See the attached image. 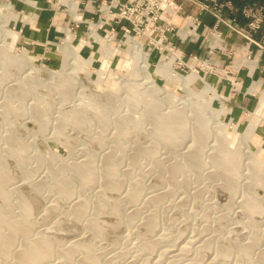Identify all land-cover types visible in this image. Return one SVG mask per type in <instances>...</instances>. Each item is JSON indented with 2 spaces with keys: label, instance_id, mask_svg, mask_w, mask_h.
Here are the masks:
<instances>
[{
  "label": "rangeland",
  "instance_id": "374dc122",
  "mask_svg": "<svg viewBox=\"0 0 264 264\" xmlns=\"http://www.w3.org/2000/svg\"><path fill=\"white\" fill-rule=\"evenodd\" d=\"M33 1L35 2L34 5L29 3L28 0H11V3H12V7H11V6L7 5V0H0V28L4 27L5 30H7V31L10 30L12 32H17V38H16L17 40L14 44V48H12L10 50L11 53L9 52V54L11 56L20 55L22 52H24V50H26L25 53L29 55L28 65H27L28 67H24V69H23V66L18 67L17 66L18 64L16 65V62L13 60L11 63L10 62L11 59L6 60V64H5V62H3V64L5 65L4 66L2 64L1 59H0V74L5 76V78L3 76L2 81L0 80V82H1L0 83V91L1 90L4 91V93H2V91L0 92V102H1L0 103V126L2 127L1 128L2 132L0 131V134L7 135L6 133L11 132V133H14L17 135L19 132L21 134H18L17 136H19V135L24 136L23 138H21L22 136L21 137L19 136L21 139L25 140V138H27L26 141H28V139L30 140L29 141V144H30L29 148L31 147L32 149L31 148H30V150L28 149L27 154H29L28 156L33 157L32 159H34V160H31V158H30V159H28L29 160L28 161L26 159V161H28V163L25 161V164L27 166L30 164L28 166L29 168L32 166L31 168L33 170L30 168L33 171V173L31 175H33V176L35 175V177H33L31 179V178H29L31 176L29 174H27V177H26L27 166H25V164L22 166V164H21V168H20V164L17 163L16 158L8 155L5 149L2 150V147H4V148L6 147V142H4V141H0V151L1 150L3 151V152L1 151L0 154L3 153L1 155H4V156L7 155V158H8L7 161H9V162H7V164L9 165L10 170L12 169L11 173L13 174V178H12L13 181L11 180V182H13V183H10L9 187H11V186L12 187H18V188L20 187L19 189L15 188L16 191H14V189H13L14 196L16 194L15 198L18 196H22V194L24 196V194H25L26 197L25 196L24 197L27 198L28 201H30L31 205H33L32 206L33 207L32 210L34 211L33 213L36 212L35 214H33V217L35 216L33 218L34 219V225H35V226H33L34 231L35 232L36 231L41 232L42 229H46L42 232L45 233L46 236L50 235L49 237L56 239L57 242L65 241V243H68V241L74 240L76 238L82 239L83 241H85L89 245H92L93 249L95 251L98 250L100 252V254L105 252V253L101 254V255H103V256H101L99 254V252L96 251V253L98 252L97 254H99L98 256H101V258L103 260L102 264H117V263L118 264H128V263L130 264V262H132L133 259H135L134 256H136V254L139 252V251L138 252L134 251L137 241L140 240V238H142V237H145V238L146 237L152 238V236L158 237L159 233H161V235H159V236H162V235L165 236L164 239H166L167 242H162L161 246H158L159 249H157L158 251L156 252L155 255H153V257L150 255L148 256L146 254V255L142 256L141 258H138L139 259L138 261L134 260L135 264H154V263L155 264H171L170 263L171 261H168V260H171L170 257L163 256L166 259L161 260V258H163V257H161V255L159 257L161 250L166 249L168 247H172V246L177 248V250H179L181 245H184V242L186 240L187 241L185 243L189 244V249L186 252H184L186 254H182V257H181V255H179L177 257V259L178 258L179 259H178V262L176 261L177 259L175 260L176 261L175 264H183L185 262H188L195 255H197V252L194 251V250H196V248H194L195 247L194 244L192 243L194 247L191 246V241H195V239L200 238L199 237L200 234H201V237H203V238L206 237L207 238L206 241L208 242V243L206 242L205 248L200 249V251L197 250V251H199L198 252L199 256L203 260L202 264H205L203 262H206L208 259H211L214 256H216V254H217V253H215L216 247L229 248V247L233 246L235 249L240 245L247 244L248 242H250V240L253 239L252 236L255 235V237L258 238L257 239L258 241L256 243L255 249L253 247L254 250H252L253 251L252 254H253V259L256 262H258V259L264 255V211L262 214L256 213V214L252 215L247 210L246 211L243 210L242 205H241L242 202H240V201H243L245 199V197L248 196L249 194H251V192L253 191V189L250 185L251 180L249 178V176H250L249 175L250 174L249 169L247 166H245L243 169L244 176L242 177V179L238 183V186L236 187L239 190L235 191L237 193V195L232 194V192H229L230 189L228 191V189L221 186V185H223L222 178L218 177L219 176L218 174H216V177H215V175L213 177L211 175V174H213V172L215 174L218 171V169L215 166H213L214 163H212V159H210V156L214 152L213 145L216 144L214 142V140L212 142H210L211 144H210L209 148H207L204 159H206V161H208V162L204 163L203 167L205 169L202 170L203 172L201 171L202 173H200L198 175V177L193 176L189 169L182 170L183 172H181V174H178V177H179V178L177 177L178 180H181V179L184 180L183 178L190 176V183L187 185V187L186 186L185 187L178 186L175 190V194H172L171 196L167 195L168 197L167 198L165 197L167 200L164 198V200H162L163 202L161 201L162 203L160 202L159 204H157L155 206H153L152 204L151 205L144 204L143 199H141V201L139 200V202H137V208H140V209L144 208L145 209V210L142 209V211L137 212L136 220L138 221V223H140L139 225L135 221L137 224L134 223L132 225V228H131L130 227L131 225L129 226V224L124 223L125 221L122 220L123 218L120 217L118 219V216L116 214H114V212L110 213L112 211H111V209H109L110 211L109 210L104 211L106 214L102 213L103 215L102 214H101L102 216L100 215L101 216L100 217L101 222L103 220V222H102L103 225L106 224L105 230L102 234L103 236L101 235L100 237H92L90 235V233H89L90 230L88 231V228L86 226H84L85 218L87 216L81 218L80 220H82V221L79 222V219L75 217L74 213L71 212L72 210H70V208L68 207V206H70L68 203V200L67 199L65 200V198L64 199L62 198L63 200L61 198H59V197H62V195L59 196L58 195L59 193L55 194L56 189L54 187L52 190L54 179H56V177H54V176H56L57 174L54 176L49 175V169L51 166L54 167V166H58L59 164H61V160H63V157L65 158V156H66V158H68V160L65 159L66 163H68L71 160L73 161L74 159H77V158L79 159L80 157L86 158L87 156H90V155L95 156L96 162L98 160L97 163H99V164L102 163L101 165H103L102 161L105 160V158L103 156L105 154L104 152H107L109 150L111 152H113V151L115 152V149H116L117 155H116V153H114V152L113 153L115 154V156H117V159H116V157H115V159L119 160V161H117L119 163V168L122 165V167L119 170V174H120L119 177L122 178L123 180H125V183L123 185V186H125V187H123L124 191L122 189L118 192L115 190L114 191L110 190V189L102 190L101 185L103 184V182H94V185L92 183L90 186H88L86 188L87 190L85 189V192L87 194L92 193V195L89 194L91 197V203L95 204L94 201H97L96 199H94L95 196H96V198H101L102 200H104V199L110 200L111 199L110 200L111 202L118 200L119 197L121 198L122 195L124 196L125 191L127 193V190L129 188V184L131 182H133L132 180L135 181L136 178L137 179H143L144 178V180H145L144 186L145 187H144L143 191L145 190V193H146L145 195L148 196V195H151V193H157V192L165 191L169 187L167 175L169 176L170 172H162L161 173L160 171H158L156 169V164H157L156 161L159 163V160H162L163 163L167 166L169 164H171V165H169L170 167L174 166V164L176 165L177 162L179 165H181L182 162L185 163L186 161H188V159L186 157L188 151H186V150H189V148L187 146L193 144L194 135H190L191 139L188 136L187 138L189 140L186 139V141L183 144H181L180 147H178L176 149L173 147L170 148L171 146L163 145L164 146L163 147L161 145L160 150H159L160 152L157 153L158 155L156 154L154 157H150V159H149V157H146V156H143L141 159L140 158L141 156H139V160H137L138 163L137 162L134 164L131 163L132 162V161H130V160H132L130 157L131 154H129L128 152L131 153L133 148L135 150L137 148V146L140 147V145H141V147H145V145L149 146V144H153L152 142L155 141L154 132L152 131L154 122H153V119H151L153 117V115H152L153 113L150 112L149 106H147V104H148L149 100H152L155 97L160 98V100L162 101V105H161V108L159 111L162 114H164L166 112V110H168L170 108V104L167 103L168 102V98L166 97L167 96L166 95L167 90L163 91L161 93H158V94H155V93L152 94L151 93L150 95H148L149 93L148 94L145 93V91L148 90L149 88H145V86L142 83H140L141 82V80H140L141 76H139L138 74H135L133 72L132 66L134 64L132 63V61H129L127 56H126V50L128 48V45L125 43L126 36H124V33H123V31H121L120 28L117 29L116 34L114 35V38L111 39V41L114 43V46L117 47V45H119L117 48L118 49L120 48L121 50H119L120 52H117L113 56L112 62L110 61V63L108 65L103 66V61L101 59L102 52L100 51L101 41L96 40L95 37H93L91 35L90 31H92V27H91L92 25L90 26L87 23V21H85L87 19L91 20L93 18V17H87V13L85 11H83V9H84L83 3L88 2V0H74V1H78L79 12L81 14L80 20L75 19V15L71 12L70 7L60 0H33ZM35 15H37V16H35ZM33 18H35V20ZM94 21H96V20L94 19ZM189 21H190V19L186 23L187 24L190 23ZM187 24L182 28L184 30H181L180 33L183 34L184 36H188L187 38H190V37L194 38V36H196V35L194 34L193 36H191L192 33H191L190 29L185 28L187 26ZM67 26L71 32V35H72L71 41L73 44H75L76 46H80L82 40L84 41L83 45L79 49V53L81 54V56L85 59H89L90 57L93 58L92 59L93 61H91V62H84L83 67L81 66V67L75 68L76 70L74 69V72L76 71L75 73L77 74L76 75L77 80H78L77 84H79V85L76 87L75 92H73L69 96V100H68V98L64 99L62 97V95L60 94V91L58 90V88L55 87V85L50 84L53 82V78H54V75L52 73H50V70H60L63 68V63H64V57L63 56H64V54L61 52V45L64 44V41H65L66 36H67L66 35ZM105 28L107 29V27H105ZM106 31L107 30L101 31L99 29L98 33H100V35L102 37H104L105 40L107 41V40H109V38L105 37ZM196 32L197 31H195V33ZM131 35L138 37L139 39H141L144 42V50L145 51L150 50L151 57H150V64H149L150 67L149 68L152 72L155 71V69L157 67L156 64L162 59V57L166 60L173 58V65H175L176 70L177 71L179 70L182 74H185V75L190 74L193 71V68L197 70V73L200 75V77L197 78L195 83L193 84L194 90H197V91L201 90L202 88L205 87L206 83L213 85L215 87V89H217L216 92L219 95V97L215 96L214 98H212V94H210V93L206 94L205 93V94L201 95V99L203 100L202 102L204 104L210 102L213 109L215 108L216 110H220V111L223 110L220 117L218 118V120L224 124H227V122H228L227 132L232 133L235 130L234 128H236V130L238 132V138L235 141L234 146L239 145V143H240L239 142V136L241 134L247 132L248 129L250 130V127L248 124L255 122V125H257V124H259L258 122H261L264 119V106L262 107L261 110L258 111V106L260 105L258 103H261L260 100H262V98L264 96V87L259 85V83H255L249 89L248 93L252 94V95L254 94L255 98L258 99L257 104L255 105L253 103V107H254L253 109L248 108V111L243 110V107H245V106H243V105L241 106L239 99H237V98L242 96V91H244L245 89L243 87V83L237 77L238 68L236 66H234L233 68L232 67L227 68L226 66L224 67L220 63L218 58L212 54H209V56L206 58H201L197 54L190 55V57L188 58L187 55L184 53L183 49L182 50H183L184 55L182 56V58L180 60L179 59L180 54L176 53L173 50H170L169 47L165 46L167 44L166 42H164L162 47H159L160 48L159 49L158 47L155 46L154 41L152 39H149L146 36L137 35L135 32H131ZM152 35H153L152 37L154 39L158 40L160 38L159 36L155 35V33ZM5 37H8V35L5 34ZM181 37H182V35H181ZM216 42H217L216 38L212 37L211 44L214 45ZM176 47H179V46H176ZM259 51H264V50H261L259 47ZM8 61H9V63H8ZM8 64H9V66H7ZM12 64H15V65H12ZM14 66H16V67H14ZM80 68H82V69H80ZM78 69H80V70H78ZM100 69L103 72V74L101 76L98 75V72ZM1 70H2V72H1ZM5 71L7 74L5 73ZM96 71H98V72H96ZM26 74L28 76H26ZM153 75L155 77V80L161 86L166 85L167 81L164 77L156 75L155 73H153ZM32 80H33V83H32ZM133 80H134V82H133ZM136 80L139 82L140 86H138L139 84H137L138 82ZM40 81H41V84H40ZM125 81L126 82L129 81V84L126 83ZM227 81H228V91L226 93H222L220 90V85L223 84L224 82L226 83ZM34 82H37V83L34 84ZM33 84L35 87L33 86ZM22 85H24V86L28 85L27 87H29V90L31 91V92L29 91L30 95H28L29 93L26 96L21 95V86ZM48 85H50L51 87ZM141 85H143V86H141ZM124 87L126 88V90ZM132 87H136L138 96L143 98V101L141 100L140 103L136 106L140 110L139 109L137 110L136 107H134L136 110L134 108H133V110H131V108L128 104L130 102L129 98H128L129 92H130V89ZM15 88H16V91H13V90H15ZM140 88H141V90H140ZM171 88H172L171 91L174 92L178 96V98L174 102L175 106H177L179 108L181 106H184V103L187 102L189 99V97L187 96V93L184 91V89L181 87L180 84H173V85H171ZM261 93H263L262 96H261ZM153 95H158V96H153ZM40 96L43 99V101L46 100L49 105L51 104L50 106L49 105L46 106L47 102L45 103V108H46L45 116H47V113H49L48 115L50 118L47 116V120L48 119L52 120V121H49V120L47 121V122L51 123V124L47 123V126L46 125L42 126L40 124V122L36 121V117H35V113H34L35 111H33L34 108L30 107L31 105H33V103L37 102L36 101L38 99L37 97H40ZM70 97L72 98L71 100H70ZM83 97H84V99L85 98L86 99L84 100ZM24 98H25V100H22ZM87 98H88V100H87ZM91 98H94V101L95 100L97 101V105L101 109L104 108L103 110L105 111V109L107 108L106 111H110V112L105 111L106 114L108 113L107 115L109 116L110 122L105 126V124L102 121L97 119L98 117L95 115L96 113L94 114V112H96L95 111L96 109L94 110V108L92 106H90V107H92L90 109L92 111H89V112H88V110H89L88 108H90V107H86L87 115L89 113L90 114H89V117H87V120L89 119L88 120L89 122L86 120L87 122L83 123L85 126H83V124L80 127L75 125V127H76L75 128L72 125V122H70V123H67V125H66L67 128H66V126H64L66 129L63 127L64 128V129H62L63 131L61 130L62 132L60 131L61 133L58 134V129H56L58 127H56V125H58L60 122L62 112L68 111L69 108H71L72 106L81 107V106H83L84 103H86V104H84V106H85L89 102H91V100H90ZM3 99H4V101H3ZM82 100L85 102H83ZM7 101H8V103H7ZM54 101H55V103H54ZM81 101L83 104L80 103ZM92 101H93V99H92ZM120 101H122V102H120ZM145 101H148V102H145ZM117 102H119V103H117ZM122 103L123 104L125 103V104L123 105ZM79 104H80V106H79ZM116 104H118V105L116 106ZM9 105L14 107V109L13 108L11 109L12 111L10 110ZM4 106H6L8 108V110L10 111V114H9L8 110H6L7 108ZM23 106H24V108L26 107L27 113L23 112L24 114H22L20 112L21 111L20 109H22ZM108 106H109V108H108ZM113 107H115V108H113ZM61 109H62V112H60ZM115 109H117V111ZM118 109L121 111V114L119 113L120 111H118ZM28 110H30V111H28ZM214 110L209 109V108L206 109L205 110L206 116L211 117L213 115L212 117H217V112H216V110L215 111ZM6 111L8 113H6ZM31 111H33V114ZM242 111H243L242 117H240L239 114H241ZM256 112H258V114ZM140 113H142V114H140ZM116 115H118V116H116ZM94 116H95V118H94ZM121 116L124 117V119L126 120L128 129L132 130V131L126 132V135L124 133H123L124 135L120 134V136H118L119 137L118 138L117 134L119 131L118 130L119 122H117V121H120L119 119L122 118ZM145 118H147V119H145ZM95 119H97V120H95ZM134 119H140L141 123H142V124L140 123L141 126L140 125L137 126V124L135 122H133ZM144 119L146 120V124H145ZM214 120H215V118L212 120L213 123H215ZM128 122H129V125L131 128H129ZM249 122H251V123H249ZM1 123H3V124H1ZM38 125H39V127H38ZM92 125H94V126L92 127ZM144 125H146V126H144ZM235 125H237V126H235ZM47 128L49 129V131ZM102 129L105 132H103ZM42 130H43V132L44 131H46V132L42 133ZM147 131H148V133H147ZM253 131L254 132H252V135L249 139V142L251 144L252 154L254 156H257L260 160L264 161V145H262L261 137L259 136L258 131H256V130H253ZM27 133L28 134L30 133V135H28ZM42 134H44V135H42ZM85 134H87L88 137ZM89 134L92 136L91 138H94V140H92L89 137L90 136ZM104 134H105V136H104ZM62 135H64V136H62ZM42 136H44V137H42ZM100 136L102 138L107 137V138H104L107 140V142L104 141V144L107 143V144H105L106 147L102 144L103 143L102 141L104 139L101 140ZM50 137L52 139H50ZM56 137H58V138L56 139ZM97 137H99V138H97ZM121 137H123V138H121ZM120 138L123 139L122 140V141H124L123 143H121L122 141ZM67 140H68V142H70L69 145H68ZM119 140L121 142H119ZM62 141L64 144L62 143ZM65 141L67 142V144ZM98 143H101L102 145L101 144L100 145L104 146V148L103 147L101 148L100 146H98ZM237 143H238V145H237ZM114 144L117 146H115ZM119 144H122V145L120 146ZM122 146H124V147H122ZM117 148H119V149H117ZM121 148H123V150H125L124 153H125V155H128V156L124 155ZM246 148H247V146H246ZM48 149H49V151H48ZM99 149H101L102 152ZM73 150H76V151H73ZM50 151H52L51 152L53 154L52 156L55 155L56 157L58 156V158H55V156L54 157L51 156V158H49L50 157L49 155H51ZM54 151L56 152V154H54L55 153ZM57 151L61 154V156H63V157H61L62 159L60 158L59 153H57ZM73 152L74 153L77 152L76 153L77 155L74 154ZM42 153H44V155ZM207 153H208V155H207ZM70 154H71L70 157H72V155H73L74 159L71 158V160H70V158H69ZM181 154H182V156H181ZM39 155L40 156L42 155V158L44 156V159H46V161H44V165H47V166H44L42 162L37 161V157L38 158L40 157ZM46 155H48V156H46ZM97 156H99V158ZM53 158H54V160H52ZM59 158H60V160H59ZM56 159H58L59 162H57ZM51 161L52 162L55 161V162L52 163ZM247 161H250V158H248ZM48 162L50 163L49 165H48ZM139 162H140V164H139ZM128 166H131V168ZM127 167L129 169H132L131 171L136 170V169L137 170L134 173H128ZM34 170H35V172H34ZM22 171H25V172H22ZM36 171H37V173H36ZM143 171L147 174H144ZM14 174H16V177L14 176ZM201 174H203V175H201ZM202 176H203V178H202ZM43 177H45V178H43ZM26 178L28 179L29 182L27 181ZM39 180H42V182L46 180L47 183L46 182L44 183L45 184L43 187L44 190H43V188H41L40 190H38L37 188L36 189L34 188L35 187L34 184L36 182H40ZM126 180H127V184H126ZM26 182H28L29 185ZM160 183H163V185ZM33 185H34V187H33ZM95 185H97V186H95ZM263 185L264 184H262V183L256 184L253 188L254 189L257 188L255 190V192L258 194L259 197L262 198L263 204H264V186ZM77 186H79V187H77ZM91 186L94 188H92ZM48 187L51 188L50 190H52V191H49ZM76 188L78 191V189L80 190V188H82V185L80 183H76ZM99 188L101 190H99ZM180 188H182V189H180ZM201 189H202L201 192H203V194L201 193V195H199ZM19 190H21L23 193ZM45 190L47 193L42 192ZM95 190L103 191L104 193L100 196L99 194H97L99 191H95ZM179 190H180V192H179ZM49 192H51L50 197H48V195H50ZM40 193H42V194H40ZM229 193L231 195H229ZM45 194H48V195H46V197H45L44 196ZM52 195H53V197H52ZM186 195H188V196H186ZM228 195H229V197H228ZM233 195H235V196H233ZM117 196H118V198H116ZM197 196H198V198H197ZM47 197L49 199H47ZM109 197H113V198H109ZM186 197H188V198H186ZM55 198L57 199V201L55 200ZM232 200H233V203L235 205L233 203H231ZM51 201H52V203L54 202L53 203L54 206L58 204L59 205V206L57 205L58 208L57 207L51 208V206H53L52 204H50ZM228 201H230V202H228ZM0 202H2L1 198H0ZM124 202H125V204L128 203L126 201H124ZM124 202H122L120 209H122L121 210L122 214L127 216V215H130L131 212L135 208L129 206V203L127 205L123 204ZM55 203H57V204H55ZM67 203H68V205H66ZM226 203H227V205H226ZM48 204H50V206ZM139 204L141 206H139ZM228 204L229 205L231 204V206H230L231 208H229ZM92 206L89 208L91 214L95 213V211H94L95 209ZM68 208H69V210H68ZM156 208H158V209H156ZM55 209H56V211H55ZM152 210H156L158 212V214H157L158 222L161 223V224L159 223V225L156 229V232H155V230H153L154 233L151 231L149 232L146 224L143 223L144 214H146V213L148 214V213L152 212ZM14 211L16 212L17 210L15 209ZM66 211H67L68 215L66 214ZM69 211L71 213H68ZM90 213L88 212V217L91 216ZM224 215H225V217H224ZM226 217H229V219L227 220ZM117 220H120L119 222L121 224H119V222L117 223ZM82 222H83V224H81ZM111 224H113L112 226H114L115 228H113L111 226ZM140 225H143V226L140 227ZM84 228H85V230H84ZM128 228L134 232V235H133V232L131 233V235L129 234L131 231ZM166 228H168V229L166 230ZM135 230H137V231H135ZM147 231L149 234L152 233V236H149ZM105 232H106V234H105ZM85 233H86V235L84 236ZM181 236H182V238H181ZM83 237H85V238H83ZM190 237H191V239H190ZM99 238H101V239H99ZM60 239H62V240H60ZM180 239H182V240H180ZM208 240H210L211 242L213 241L215 244L212 242V246H211L210 245L211 242ZM219 242H220V245L222 244L221 246L220 245L217 246L219 244ZM62 243H64V242H62ZM163 243H164V245H162ZM177 243L180 244V246L177 245ZM213 244L215 247H213ZM115 247H116V249H115ZM124 247L126 248L125 251H124ZM104 248H105V250H104ZM190 248H191V250H190ZM209 249H211V251ZM127 250H129V251H127ZM117 251L118 252L122 251V252H124L126 254L128 253V254L125 255V257L122 256V257H118V258H115L112 260L111 259L112 254L117 253ZM104 255H106L105 259H104V257H105ZM183 255H184V258H183ZM232 255L230 257H232L233 259L229 257L230 260L226 259L225 260L226 262L224 260H220L218 262V264H238V263L239 264H247L242 258H240V253L237 251V249H235L233 251ZM190 256H191V258H190ZM127 257H128V259H127ZM145 257L147 260L145 259ZM158 257H159V260L157 261L156 259H158ZM206 257H210V258L206 259ZM187 258H188V260H187ZM243 261H244V263H243ZM181 262H183V263H181Z\"/></svg>",
  "mask_w": 264,
  "mask_h": 264
},
{
  "label": "bare ground",
  "instance_id": "6f19581e",
  "mask_svg": "<svg viewBox=\"0 0 264 264\" xmlns=\"http://www.w3.org/2000/svg\"><path fill=\"white\" fill-rule=\"evenodd\" d=\"M28 1L32 5H34V3H35L33 0H28ZM60 1H62L65 4H67L70 7L71 12L75 15V19L80 20L81 14L79 12L78 1H74V0H60ZM7 5L12 7L11 0H7ZM35 16H37V15H35ZM33 19L35 20V18H33ZM91 27H92V31H90L91 32V35L93 37H95L96 40H98V41L100 40L101 41V48H100V51L102 52L101 59L103 61V66H106V65H108L110 63V61L112 62L113 56L117 52H120L119 50H121V49L120 48L119 49L117 48L119 45H117V47L114 46V43L111 41V39H109V40L106 41L104 37L100 36V34L97 35V25H94V26H91ZM66 29H67L66 30V35L67 36H66V39L64 41V44L61 45V52L64 54V56H63L64 57L63 68L60 69V70H50V73H52L54 75L53 82L50 83V84L51 85H55V87L58 88V90L60 91V94L62 95V97L64 99L68 98V100H69V96L73 92H75L76 87L79 85V84H77L78 83L77 82L78 81L77 80V76H76L77 74L75 73L76 71L74 72V69L77 68V67H81V66L83 67L84 62H91V61H93L92 60L93 58L90 57L89 59H85V58H83L81 56V54L79 53V49L83 45L84 41L82 40L80 46H76L71 41L72 35H71L70 30L68 29V26H67ZM5 34L8 35V37H5ZM16 38H17V32H12L10 30L7 31V30H5L4 27L3 28H0V59L2 61V64H3V62H5V64H6V60L11 59L10 60L11 63H12V60H13V61L16 62V65L18 64L17 65L18 67L23 66V69H24V67H28L27 65H28V59H29V55L25 53L26 50H24V52L21 51L22 53L21 54L19 53L20 55L11 56L9 54V52L11 53L10 50L12 48H14V44H15V42L17 40ZM125 43L128 45V48L126 50V56H127L128 60L129 61H132V63L134 64L132 66L133 67V72L135 74H138L139 76H141V78H140L141 82L140 83H142L145 86V88H149L146 91L144 90L145 93H147V94L149 93L148 95H150L151 93L152 94H154V93L155 94H158V93H161V92L167 90V92H166V95H167L166 97L168 98V102L167 103L170 104V108L168 109L169 111L166 110V112L167 111L168 112L167 113L165 112L164 114H162L159 111L160 108H161V105H162V101L160 100V98L155 97L152 100H149V102L148 101H145V102H148L147 106H149L150 112L153 113L152 114L153 117L151 119H153V122H154L153 130L152 131L154 132L155 141L152 142L153 144H149V146L148 145L147 146L145 145V147H141V145H140V147L137 146V148L135 150L133 148V150H134V151L132 150L133 152L132 151H131V153L128 152L129 154H131V156H130L131 159H132V160H130V161H132L131 163H133V164L136 163L137 160H139V156H141L140 157L141 159H142L143 156L149 157V159H150V157H154L158 152H160L159 150H160V146L161 145L162 146L163 145L171 146L170 148L173 147V148L176 149V148L180 147L181 144H183L186 141V139H188L187 138L188 136L190 138V135H194L193 144L187 146L189 148V150H186L188 152H187V156L186 155L185 156L187 157L188 161H186L185 163L182 162L181 165H179L178 162L176 161L178 165L177 164L175 165L173 163L174 166H171V167L169 166L171 164H169L167 166V165H165L163 163L162 160H159V163L156 161V163L158 164V165L156 164V169L158 171H160L161 173L162 172H170V175L169 176L167 175V180L169 182V187L165 191L157 192V193H151V195H148L147 196V195H145L146 194L145 193V190L143 191V189L145 187L144 186L145 185L144 178L143 179H137L136 178L135 181L132 180L133 182H131L129 184V188L127 190V193L125 191L124 196L122 195L123 197L122 196H121V198L119 197L120 199L117 196L116 198H118V200H115L116 199L115 198L114 199L115 201L114 202H111L110 201L111 199L110 200H105V199L102 200L101 198H96V196H95L94 199H96L97 201H94L95 204H93V203H91V197L89 195V194L92 195V193L87 194L85 192V189L88 186H90L92 183L94 185V182H103V184L101 183L102 184L101 185V189L102 190H104V189H106V190L107 189H110V190H113V191L115 190L117 192L120 191L121 189L123 190L124 189L123 187H125V186H123L124 183H125V180H123L122 178L119 177V175H120L119 174V170L122 167V165L119 168V163L117 162L119 160H116L117 159V156H115V154H114V153H116V149H115V152L113 151L114 153L111 152L110 150L107 151V152H104L105 154L103 156H104L105 160L102 161L103 162V165H101L102 163L101 164L97 163L98 160L96 162L95 156H92V155L87 156L86 158H81L80 157L79 159L78 158L77 159H74L73 158V155H72V157H70L71 156V154H70L69 155L70 160H71V158H73L74 160L73 161L71 160L69 162L67 161L68 163H66V160H68V158H66V156L64 158L57 151V153H59L60 158L63 157V160H61V164H59L58 166H54V167L51 166L50 169H49V175H51V176L53 175L54 176V175L57 174L56 176H54V177H56V179H54V183L52 182L53 183V186L51 185L52 186V190H53V187H54L56 189V192L58 191L57 193L55 192V194H58L59 193L58 194L59 196L62 195V197H59L58 196L59 198H61V199L62 198L63 199L65 198V200L66 199L68 200V203L70 205L68 207L70 208V210H72L71 212L74 213L75 217L79 219V222L82 221V220H80L81 218L87 216L85 218L84 226H86L88 228V231L90 230L89 233H90V235L92 237H100L103 234V232L105 230V225L106 224L104 223L105 225H103V223H102L103 220L101 222L100 217L103 215L102 213H105L104 211H107L109 209H111V211H112L110 213H113L114 212V214H116L118 216V219L120 217L123 218L122 220L125 221L124 223L129 224V226L131 225L130 227L132 228V225L134 223H136V222L138 223V221L136 220V218H137V216H136L137 215V212L138 211H142V209H144V208H142V209L137 208V202H139V200L141 201V199H143V203L144 204H149V205L152 204L153 206H155V205L159 204L162 200H164L165 197L167 198L168 197L167 195H170L171 196L172 194H175V190H176V188L178 186H181V187H185L186 186L187 187V185L190 183V176H187L186 178H183L184 180L181 179L182 180L181 181V180H178V178H179L178 177V174H181V172H183L182 170L189 169L193 176L198 177V175L203 172L202 170L205 169L203 167L204 166V163L205 162H208V161H206V159H204V156L206 154L207 148H209V146L211 144L210 142H212L214 140V142L216 144L213 145L214 152L210 156V159H212V163H214L213 166H215L218 169V171L215 174L213 172V174H211L212 177L214 175L216 177V174H218L219 175L218 177L222 178V180H223V185H221V186H223L224 188L228 189V191L230 189L229 192H232V194H236L237 195V193L235 191H237L239 189H237L236 187L238 186V183L240 182V180L244 176V173H243L244 167L247 166L248 169H249V173H250L249 174L250 175L249 178L251 180V184L250 185H251L253 191L251 192V194H249L248 196H246L244 200L242 199L243 201H240V202H242L241 205H242L243 210H245V211L247 210L252 215H254L256 213L257 214L258 213H261L262 214L263 211H264L263 200L255 192V190L257 188L255 187L256 189H254L253 187L256 184H260V183L264 184V161L260 160L257 156H254L252 154L251 144L249 142V139H250V137L252 135V132H254L253 130L256 127L255 126V122L254 123L249 122V123H251V124H248L249 127H250V130L248 129L247 132L241 134L239 136V142H240L239 145L237 143L238 146H234L235 141L238 138V132H237L236 128H234L235 130L232 133L227 132L228 122H227V124H224V123H222L221 121L218 120V118L220 117V115H221V113H222L223 110L220 111V110H216L214 108L216 110V112H217V117H212L213 115L211 117L206 116V111H205L206 109H208V108L209 109H212V110H214V109L212 108V105H211L210 102L209 103H206V104H204L202 102L203 100L201 99V95L202 94H205V93L206 94L207 93H210V94H212V98H214L215 96L219 97V95L216 92L217 89H215V87L213 85L206 83L205 87L202 88L201 90H199V91L194 90L193 84L195 83L196 79L200 77V75L197 73V70L193 68V71L190 74H187V75L182 74L179 70L177 71L176 68H175V65H173V58L172 59H169V60H166V59H164L162 57V59L156 64L157 67H156L155 71L152 72L150 70V68H149L150 67L149 64H150L151 52H150V50H146V51L144 50V42L141 39H139L138 37L130 34V35H127L126 36ZM8 63H9V61H8ZM12 65H15V64H12ZM7 66H9V64ZM14 67H16V66H14ZM80 69H82V68H80ZM80 69H78V70H80ZM1 72H2V70H1ZM96 72H98V71H96ZM5 73H6V71H5ZM153 73H155L156 75H159L161 77H164L166 79V81H167L166 85L165 86H161L155 80V77H154ZM102 74H103V72L100 69L99 72H98V75L101 76ZM3 76L4 75L0 74V80L1 81H2ZM26 76H28V75L26 74ZM4 78H5V76H4ZM37 82H34V84L37 83ZM133 82H134V80H133ZM32 83H33V80H32ZM126 83L129 84V81L126 82ZM34 84H33V86H34ZM40 84H41V81H40ZM137 84H139V82ZM173 84H180L181 87L184 89V91L187 93V96L189 97L188 101L184 103V106H181L180 108L177 107V106H175V103H174L175 100L178 98V96L174 92L171 91V89H172L171 88V85H173ZM24 85L21 86V95L26 96L28 93H29L28 95H30V92L31 91L29 90V87H27L28 85L27 86H24ZM143 85H141V86H143ZM48 86H50V85H48ZM138 86H140V84ZM125 90H126V88H125ZM140 90H141V88H140ZM1 91H2V93H4L3 90H1ZM13 91H16V88ZM262 94L263 93H261V96H262ZM153 96H158V95H153ZM71 97H70V100L72 99ZM37 98H38L36 100L37 102H35V103H33V105H31V106L29 105V106L32 107V108H34L33 111H35L34 113H35L36 121L40 122V124L42 126H45V125L47 126V123L48 124H51V123L47 122L49 120V119L47 120V116L49 117V115H48L49 113H47V116H45V110H46L45 103L47 101L45 99H44L45 101H43V99L41 98V96L40 97H37ZM128 98H129V101H130L128 104H129L131 110H133V108L136 107L140 103L141 100L143 101V98H141V97L138 96V94H137V88L136 87H132L130 89L129 97ZM83 99H84V97H83ZM92 99H93V101H92ZM22 100H25V98L22 99ZM87 100H88V98H87ZM90 100H91V102H89V103L87 102L88 103L87 104L88 106L87 105L84 106V104H86V103L83 104L82 103L83 100H82L80 103H82L83 106H81V107H76V106H72L71 105L72 107L69 108V110L66 111V112L63 111L64 113L62 112V109H61L60 112H62V114L59 112L61 114L60 122H59L58 125H56V127H58V128H56V129H58V134L63 131L62 129L65 128L64 126H66L67 123L72 122V125L74 127H75V125L80 127L83 123L87 122L89 120V119L87 120V117H89V114L90 113L87 115L86 107H90V106H92L94 108V110L96 109L95 110L96 112L93 111L94 114L96 113L95 115L98 117L97 119L100 120V121H102L105 124V126L110 122L109 116L107 115L108 113L106 114V112H110V111H106L107 108L105 109L106 112L103 110L104 108L101 109L97 105V101L96 100H95L96 102L94 101V98H91ZM3 101H4V99H3ZM83 102H85V101H83ZM120 102H122V101H120ZM260 102L261 103H258V104H260L258 106V111L261 110L262 107L264 106V96H263L262 100H260ZM7 103H8V101H7ZM54 103H55V101H54ZM117 103H119V102H117ZM48 105L49 104L47 102V105L46 106H48ZM117 105L118 104H116V106ZM79 106H80V104H79ZM4 107H6V106H4ZM9 107H10V110L12 108L14 109V107H12L10 105H9ZM92 107L88 108L89 109L88 112L89 111H92V110H90ZM108 108H109V106H108ZM113 108H115V107H113ZM138 109L139 108H137V110ZM6 110H8V108ZM20 110H21L20 112L22 114H24L23 112L27 113L26 112L27 109H26V107L24 108V106ZM115 110L117 111V109H115ZM28 111H30V110H28ZM33 111H31L32 114H33ZM118 111H120V110L118 109ZM8 112L10 114V111L9 110H8ZM8 112L6 111V113H8ZM119 113L121 114V111ZM256 113L258 114V112H256ZM140 114H142V113H140ZM116 116H118V115H116ZM94 118H95V116H94ZM214 118H215V120H214L215 123L212 122V120ZM97 119H95V120H97ZM145 119H147V118H145ZM145 119H144V121H145V124H146V120ZM119 120L120 121H117V122H119V125H118V130L119 131H118L117 137L120 136V134H123L124 133L126 135V132H129V131L131 132L132 131V130H129L128 129L127 123H126V120L124 119V117H122ZM49 121H52V120L50 119ZM133 122H135L137 124V126H139V125L141 126V124H142L140 119H134ZM1 124H3V123H1ZM39 125H38V127H39ZM128 125H129V122H128ZM83 126H85V125L83 124ZM93 126L94 125H92V127ZM144 126H146V125H144ZM235 126H237V125H235ZM1 128L2 127L0 126V131H1ZM66 128H67V126H66ZM129 128H131L130 125H129ZM48 131H49V129H48ZM44 132H46V131H44ZM44 132L42 130V133H44ZM103 132H105V131L103 130ZM147 133H148V131H147ZM6 134L7 135L0 134V141L6 142V147L5 148L2 147V150L5 149L8 155H10L12 157H15L16 160H17V163L20 164V168H21V164H22V166L25 164L26 159L28 160V159L31 158V160H34V159H32L33 157H30V156H28L29 154H27L28 149L30 150V148H31V147L29 148V145H30L29 144V141H30L29 139H28V141H26L27 138H25V140L24 139H21L24 136L19 135L20 137L22 136L21 138L19 136H17L18 134H21L19 132H18L17 135L14 134V133H11V132H8ZM28 135H30V133ZM42 135H44V134H42ZM85 135H87V134H85ZM62 136H64V135H62ZM104 136H105V134H104ZM42 137H44V136H42ZM58 137H56V139ZM87 137H88V135H87ZM89 137L91 138L92 136L90 135ZM97 138H99V137H97ZM100 138H101V140H103L104 138H107V137L102 138L100 136ZM121 138H123V137H121ZM50 139H52V138L50 137ZM91 139L94 140V138H91ZM68 140H67V142H68ZM122 140L123 139H121V141ZM104 141L107 142V140L104 139L102 141L103 142L102 144L105 146V144H107V143L104 144ZM121 141L119 140V142H121ZM67 142H66V144H67ZM123 142L124 141H122L121 143H123ZM62 143H63V141H62ZM69 143L70 142H68V145H69ZM100 144L101 143H98V146H100L101 148L102 147L104 148V146H101L102 144L101 145ZM119 145L121 146L122 144H119ZM115 146H117V145H115ZM246 146H247L248 149L246 148ZM122 147H124V146H122ZM117 149H119V148H117ZM99 150L101 151V149H99ZM121 150L124 153L125 150H123V148H121ZM48 151H49V149H48ZM52 151H50V153ZM73 151H76V150H73ZM76 153L77 152H75L74 154H76ZM1 154H3V153H1ZM1 154H0V198L2 199V202H0V264H102V261L103 260H102L101 256H103V255H101V254H103L105 252L102 251L103 253L100 254V252L98 250H96L101 255V256H98L99 255V254H97L98 252L96 253V251L93 249L92 245H89L88 243H86L82 239H77L76 238L74 240L68 241V243H65V241H62V242H64V243H62V242H57L56 239H53V238L49 237L50 235L49 236H46L45 233L42 232V231H44L46 229H42V231H41L42 233L40 231H36V232L34 231V227L33 226H35V225H34V219L33 218L35 216L33 217V214H35L36 212L33 213L34 212L32 210V208H33L32 206L33 205H31L30 204V201H28L27 198H25L26 197L25 194H24L25 197L23 196V194H22V196H18L19 195L18 194L17 195L18 197L15 198L16 194L14 196L13 192L16 191L15 188L19 189L20 187L19 188L18 187H12V186H11L12 188L9 187L10 183H13V182H11V180L13 178V174L11 173V170L12 169L10 170L9 165L7 164V162H9V161H7V159H8L7 158V155L5 154L6 156H4V155H1ZM42 154L44 155V153H42ZM54 154H56V152ZM52 155L53 154L51 153V155H49L50 156L49 158H51ZM116 155H117V153H116ZM124 155H125V153H124ZM207 155H208V153H207ZM46 156H48V155H46ZM54 156H52V157H54ZM125 156H128V155H125ZM181 156H182V154H181ZM97 157L99 158V156H97ZM115 157H116V159H115ZM55 158H58V156L57 157L55 156ZM60 158H59V160H60ZM248 158H250V161H247ZM52 160H54V158ZM56 160H57V162H59L58 159H56ZM28 161H26V162L28 163ZM37 161L38 162H42L43 165H44V161H46V159H44V156L42 158V155H41L39 158L37 157ZM54 162H52V163H54ZM49 164L50 163L48 162V165ZM139 164H140V162H139ZM25 166H27V165L25 164ZM28 166H27V169H26V171H27L26 172V177H27V174L31 175L33 173V171H32L33 169L31 168L32 166L30 167L32 170ZM44 166H47V165H44ZM128 167L131 168V166H128ZM131 170L132 169H129L128 168L127 169V172L128 173H134L137 169L136 170H133V171H131ZM22 172H25V171H22ZM34 172H35V170H34ZM145 172H144V174H147ZM36 173H37V171H36ZM201 175H203V174H201ZM14 176L16 177V174H14ZM33 177H35V175L34 176L31 175L29 178L32 179ZM43 178H45V177H43ZM202 178H203V176H202ZM27 181H28V179H27ZM39 181L40 182H36L34 184L35 187L33 185V187L35 189L37 188L38 190H40L41 188L44 187V185H45L44 183L46 182V180L43 181V182H42V180H39ZM28 182H26V183H28ZM76 183H80L82 185V188H80V190L78 189V191H77V188H76ZM126 184H127V180H126ZM160 184L163 185V183H160ZM28 185H29V183H28ZM95 186H97V185H95ZM77 187H79V186H77ZM92 188H94V187H92ZM13 189H14V191H13ZM48 189H49V191H52V190H50L51 188L48 187ZM101 189L99 188V190H101ZM180 189H182V188H180ZM43 190H44V188H43ZM99 190H95V191H99ZM19 191H21V190H19ZM201 191H202V189L200 190V194L199 195H201V193L203 194V192H201ZM42 192H46V190L45 191H42ZM179 192H180V190H179ZM50 193L51 192H49V194ZM103 193H104L103 191H99L97 194H99L101 196ZM40 194H42V193H40ZM46 195H48V194H45L44 196L46 197ZM229 195H231V194L229 193ZM229 195H228V197H229ZM50 196H51V194L48 195V197H50ZM186 196H188V195H186ZM233 196H235V195H233ZM48 197H47V199H49ZM52 197H53V195H52ZM56 198H55V200L57 201L58 198L57 199ZM109 198H113V197H109ZM186 198H188V197H186ZM197 198H198V196H197ZM124 201L128 202L129 203V206L135 208L132 212L130 211L131 214L130 215H127V216L126 215H123L122 212H121L122 209H120V206H121L122 202H124ZM228 202H230V201H228ZM53 203L51 201L50 204L53 205ZM68 203L66 205H68ZM231 203H233V200H232ZM50 204H48V205L50 206ZM55 204H57V203H55ZM123 204H125V202ZM127 204H125V205H127ZM57 205H55V206L53 205V206H51V208H53V207L55 208V207H57ZM226 205H227V203H226ZM91 206L94 207L95 213H92V214L90 213L89 208ZM139 206H141V205L139 204ZM230 206H231V204L229 205V208H231ZM69 208H68V210H69ZM15 209L17 210L16 212L14 211ZM156 209H158V208H156ZM55 211H56V209H55ZM71 212L69 211L68 213H71ZM88 212L91 214V216H89V217H88ZM156 212H157L156 210H152V212H150L148 214L146 213L143 216V223L146 224L149 232L150 231L153 232V230H155V232H156V229H157V227H158V225L160 223V222H158V218H157L158 212L157 213ZM66 214H67V211H66ZM224 217H225V215H224ZM226 218H227V220L229 219V217H226ZM119 221L120 220H117V223ZM81 224H83V222ZM119 224H121V223L119 222ZM139 224L140 223H138V225ZM112 225L113 224H111V226ZM141 226H143V225H140V227ZM112 227L115 228L114 226H112ZM167 229L168 228H166V230ZM84 230H85V228H84ZM135 231H137V230H135ZM148 231H147V233H148ZM132 232L133 231H131L129 234L131 235ZM105 234H106V232H105ZM150 234H149V236H152V233H150ZM85 235H86V233L84 234V236ZM133 235H134V232H133ZM159 235H161V233H159ZM159 235H158V237H153L152 236V238H149V237L148 238L147 237L146 238L145 237L140 238V240L137 241V243L135 245V250H134V251H137V252L139 251V252L136 254V256L133 255L135 257V259H133V261L130 262V264H135V261H138L139 260L138 258H141L142 256H144L146 254L148 256L150 255V256L153 257V255H155L156 252L158 251L157 249H159L158 246H161V243L162 242H167V240L164 239L165 238L164 235H162V236H159ZM182 236H181V238H182ZM199 237L200 238L195 239V241H191V246L192 247L195 246L194 248H196V250H194V251L197 252V255H195L190 261L185 262V263L181 262V263H183V264H202V261L203 260L199 256L198 252L200 251V249L205 248V245H206V242H207L206 241L207 238L205 237L206 238L205 239V238L201 237V234H200ZM83 238H85V237H83ZM252 238L253 239L250 240V242H248L247 244L240 245V246H238L235 249H237V251L240 253V258H242L247 264H264V255L261 256L259 259L257 258L258 259V262H256L253 259V254H252L253 251L252 250L255 249V246H256V243L258 241L257 240L258 238H256L255 235H253ZM99 239H101V238H99ZM190 239H191V237H190ZM60 240H62V239H60ZM180 240H182V239H180ZM208 241H210V240H208ZM185 242H184V245H181V247L179 248V250H177V248H175L173 246L161 250V252L159 254V257H160V255H161V257H163V256L170 257L171 260H168V261H171L170 262L171 264H175V262L176 261L178 262V259H179V258L177 259V257L179 255H181V257H182V254H186L184 252H186L189 249V244L188 243H185ZM212 242L210 244L211 246H212ZM192 243L194 244V246H193ZM214 244H213V247H215ZM162 245H164V243ZM177 245L180 246V244H178V243H177ZM219 245H220V242H219V244L217 246H219ZM253 247H254V249H253ZM115 249H116V247H115ZM125 249L126 248L124 247V251H125ZM235 249H234L233 246H231L229 248H225V247L224 248H219V247H216L215 248V251L216 252L214 251L215 253H217L216 256H214L211 259H208L206 262H203V263H205V264H218V262L220 260H224L225 261L226 259H229V257L232 255V253H233V251ZM104 250H105V248H104ZM129 250H127V251H129ZM190 250H191V248H190ZM197 250H199V251H197ZM209 250L211 251V249H209ZM127 254L124 253V252H122V251L121 252H118L117 251V253L112 254V257L113 258L111 257V259L113 260L115 258L122 257V256L125 257V255H127ZM104 256H105L104 257V259H105L106 258V255H104ZM159 257H158V259H156L157 261L159 260ZM183 258H184V255H183ZM190 258H191V256H190ZM207 258H210V257H206V259ZM230 258H232V257H230ZM127 259H128V257H127ZM145 259H146V257H145ZM162 259L164 260L166 258L163 257V258H161V260ZM187 260H188V258H187ZM244 261H243V263H244Z\"/></svg>",
  "mask_w": 264,
  "mask_h": 264
},
{
  "label": "crops",
  "instance_id": "0c3cea01",
  "mask_svg": "<svg viewBox=\"0 0 264 264\" xmlns=\"http://www.w3.org/2000/svg\"><path fill=\"white\" fill-rule=\"evenodd\" d=\"M103 1L88 0V2L83 3V11L87 13V17H93L97 20L100 16L99 10ZM178 1L181 2L182 9L176 16L172 17L170 14L163 13L159 18L158 25L164 29L163 34L176 46L183 49L188 58L194 54L201 58H206L209 54H212L218 58L224 67L233 68L236 66L238 68L237 77L241 80L245 89L242 91V96L237 99H239L241 106H245L243 110L253 109V103L256 105L258 99L255 98L254 94H249L248 91L255 83H259L264 87V51H259L257 45V42H262L264 39V22L259 29L252 32L251 40H249L244 35L233 31L225 22H218L217 18L211 13H200L197 5L193 2ZM228 1H231V5L224 7L223 17L228 21H235L243 30H247V25L252 20V17L244 15L243 10L245 8H251L254 13L264 15V0ZM189 17H198L201 21L196 29L198 34L194 38H185L180 35V31L187 24ZM113 25V22H109L106 27L110 28ZM170 25L174 29L168 30L167 28ZM210 28L220 33L222 39L220 45L214 46L211 44L213 36L210 33ZM177 29H179V33ZM155 35L160 37L162 34L157 31ZM220 90L222 93L228 91V81L220 85ZM242 113L243 111L239 114L240 117H242ZM255 126L254 130L258 131L262 145H264V119Z\"/></svg>",
  "mask_w": 264,
  "mask_h": 264
},
{
  "label": "built area",
  "instance_id": "2783aa9c",
  "mask_svg": "<svg viewBox=\"0 0 264 264\" xmlns=\"http://www.w3.org/2000/svg\"><path fill=\"white\" fill-rule=\"evenodd\" d=\"M187 2H193L197 5L200 13L206 12L211 13L217 18L218 22H225L233 31L238 34L244 35L247 39L251 40L252 32L256 31L262 26L264 22V15L262 13L256 14L251 8H245L243 13L245 16L252 17L247 25V30L240 28L235 21H228L222 15V11L225 6H230L231 1H219V0H182ZM100 7V16L96 21L94 18L91 20H85L91 26L97 25V35L99 29L107 30L105 32V37L112 39L116 34L118 28L123 31L124 36L130 35L131 32H135L137 35L146 36L154 41L156 47H162L164 42L167 44L165 46L169 47L170 50L175 51L180 54L178 57L181 60L184 55L183 50L176 47L171 40H169L165 34H163L164 29L160 28L158 25L159 18L161 14L167 13L172 17L176 16L177 13L182 9V4L178 0H104ZM190 23L185 28L190 29L192 35H197L195 33L197 27L200 24L198 17H189ZM109 22H113V26L109 29L105 28ZM91 29V28H90ZM168 30L174 29L173 26H168ZM184 30V29H183ZM159 31L162 35L160 38L154 39L152 34ZM179 29H177V32ZM194 31V32H193ZM179 33V32H178ZM210 33H212L213 38H216L217 42L214 46L220 45L222 42L221 35L219 32L210 28ZM184 36L183 34H180ZM101 36V35H100ZM187 38L188 36H184ZM258 47L264 50V39L262 42H257ZM160 49V48H159Z\"/></svg>",
  "mask_w": 264,
  "mask_h": 264
}]
</instances>
